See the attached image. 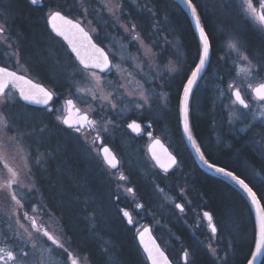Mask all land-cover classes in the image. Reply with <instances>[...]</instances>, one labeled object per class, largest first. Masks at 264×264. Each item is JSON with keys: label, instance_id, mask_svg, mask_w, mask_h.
<instances>
[{"label": "trees", "instance_id": "16d2710c", "mask_svg": "<svg viewBox=\"0 0 264 264\" xmlns=\"http://www.w3.org/2000/svg\"><path fill=\"white\" fill-rule=\"evenodd\" d=\"M63 2L73 4V0H47L43 7L34 8L26 0H6L11 6L8 20L15 24V37L19 39L26 61L35 63L37 77L47 80L61 97L66 93L62 90L66 83L65 74L58 65L64 64L66 59L55 56L56 50L48 43V34L38 21L46 20L48 9L52 7L61 10ZM194 2L202 6V20L215 45L211 63L202 76L207 78L210 87L200 89L202 78L191 99L194 137L198 143L202 142L211 161L247 174L259 187L264 183V152L259 143H253V138L264 143V126H252L245 133L230 130L223 110L215 103L214 85L223 83L233 73L229 60L225 56V60L219 59L224 55L225 37L238 34L241 46L256 63L254 58L264 54V33L234 12L224 0ZM138 4L142 10L138 12L131 6L126 7L129 15L123 14V19L136 24L147 43L151 45L155 41L153 49L158 56L166 55V59H171L181 71L160 80L167 97L164 107L148 110L144 116L135 119L152 123L154 134L176 153L180 166L165 178L157 170L159 177L154 179L155 183L134 171L126 174L129 186L135 190L136 200L146 211H154L152 187L157 185L178 196L184 205L183 217L173 209L161 215L170 229L166 236L170 247L165 245L152 219L144 218L141 224L152 226L159 243L175 264H184L180 256L185 251L189 252L192 264H214V257L204 245L207 234L201 219L202 212L209 211L218 229L214 244L217 256L228 254L229 264H245L252 242L253 213L250 214L249 205L238 189L197 166L178 130L177 97L185 74L190 73L197 59L198 36L187 12L176 0H139ZM96 40L105 48L101 40L97 37ZM163 44V53H159ZM64 54L68 57L67 52ZM258 73L264 82V71ZM35 143L44 157L37 171L40 204L58 218L70 249L79 251L88 264H148L136 239L139 225L135 218V225H128L122 215L121 207H130L121 200L115 201L116 183L102 163L85 154L76 135L66 134L54 126ZM164 179L168 180L166 184ZM134 214L139 216L138 212Z\"/></svg>", "mask_w": 264, "mask_h": 264}, {"label": "snow or ice", "instance_id": "6c2138e0", "mask_svg": "<svg viewBox=\"0 0 264 264\" xmlns=\"http://www.w3.org/2000/svg\"><path fill=\"white\" fill-rule=\"evenodd\" d=\"M31 5H37L40 0H29ZM188 10L192 21L195 25V31L198 35L197 59L190 73H186L183 82L180 85L177 99L178 104V130L182 132V138L186 139L188 144L194 150L195 157L203 164L210 172L216 173L229 180L243 193L246 203L249 205L250 214L254 212L252 223L251 244L247 255L245 256V264H264V183L258 187L253 183L247 174H240L236 169L229 168L227 165L219 166L216 162L211 161L206 155V149L202 148V142L198 143L194 137L191 124V99L194 95V90L198 86L199 81L203 78L202 74L206 71L207 66L211 63V55L215 46L211 38L210 32L207 29L205 22L202 20V6L194 2V0H181ZM260 3V11L257 13L253 0H241L240 9L245 14L250 15V19L257 22L261 32H264V2L257 0ZM122 3L117 5L116 9L108 8L109 13L116 15L117 10L122 11ZM86 11V10H85ZM11 14V6L6 3V0H0V44H5L10 51L5 55L10 56L15 60L16 65L20 66L21 71L12 70L8 66H0V194H2L8 203V212L5 214L9 222V228L12 229V235L8 239L24 240L23 248L15 249L6 246H0V264H31L30 252L28 250V241H35L39 236H43L51 244L62 250L63 264H80L84 259L79 255V251H73L62 242L57 236L52 235L47 228H41L37 225L34 217H30L28 211H21L26 207L25 193L32 195L38 189L36 182L32 179L34 172L33 166H39L42 162L39 157H32L25 150L24 142L35 135L36 129L22 130L18 125H13L9 121V117L4 114V109L8 107L11 90L18 93L19 100L30 105H39L44 108L47 113L57 111L52 106V102L58 98L57 93L49 90L40 82H34L29 75L23 74L24 71H29L30 68H25L20 60L21 49L16 47V42L13 41L11 35V25L8 23L9 15ZM227 21H225L226 23ZM47 24L56 37L62 38L66 42L68 58L72 71L69 73L71 80L69 88L75 89L73 95L76 99L91 100L96 107L89 109V112H81L75 107L73 99H67L64 104L69 112L75 114V119L71 116L61 118L60 115H54L53 119L71 129L74 133L80 135L82 143L88 146L89 150L95 145H99V152L96 154L102 157V161L108 168L117 169V157L112 150L103 143V133L108 131V126L116 127L114 120L109 116V113H118L122 104L127 103L134 106L135 109L143 111L151 110L154 105L153 93L148 90L138 91L139 95H134L128 92L123 83L113 85V81L109 76L113 73L118 74L120 65L114 64L110 59V55H114L105 50L97 42L93 41L92 36L85 31L81 26L80 21L69 19L61 11H51L47 15ZM137 29L136 24H130V27H125L124 32L131 35ZM159 31V29H157ZM132 41H141L142 37L137 34L131 36ZM226 47L230 52L235 53L236 57L244 62L243 67L237 68V73L243 72L245 77H251L254 73L264 71V54L255 57L256 63H253V58L247 54V49L241 46L239 35H227L225 37ZM165 43L168 41L165 39ZM223 43V42H221ZM152 47H156L155 41L151 42ZM264 51V50H262ZM151 53V48L143 54L147 56ZM155 58V57H153ZM122 59H124L122 57ZM131 59V57H128ZM220 60H225L224 56L219 57ZM166 71L169 75H178L181 69L178 65L167 66ZM150 73L154 79H164V76L150 68ZM78 78V79H77ZM152 83V82H148ZM78 84L84 87H77ZM162 88L163 85H160ZM251 90L252 97L255 101L264 102V82L258 83L256 87L248 85ZM107 89H111L110 91ZM228 89L233 100V104H238L242 109H249L250 105L242 95L241 89L236 87L234 83H229ZM155 99L160 100L161 104L167 103V97L162 94L156 95ZM90 112L95 113L97 118H93ZM235 113L228 117V123H233ZM259 117L264 120V111L259 113ZM253 120L257 119L255 115ZM133 131H139L141 125L135 121L127 125ZM144 127H151V123L145 124ZM46 128L38 129L39 132H44ZM241 132L246 131L244 128L239 129ZM86 131L94 133V138L89 143L88 138L84 135ZM149 132L148 136L151 137ZM264 139V138H262ZM253 143L260 144V150L264 152V143L255 140ZM159 146L163 155L158 154L156 149ZM152 160L165 173L179 168L180 161L177 155L169 152L167 148L161 144L160 140H155L149 147ZM23 161V163H20ZM31 161V164H30ZM117 181H126L127 177L121 174L115 178ZM27 182V183H26ZM158 188L161 193L163 188ZM117 189H121V185L117 183ZM132 187L127 188L128 193H134ZM115 201H119L117 195ZM39 203V202H38ZM33 213L38 211L37 205H29ZM175 208L181 212L184 211V205L175 204ZM39 211L43 215L51 216L52 213L39 204ZM30 221V227L37 233V237L24 228L21 224L20 228L24 229L21 232L13 227L18 224L21 219ZM122 215L127 219L129 225H135L130 214L123 211ZM203 217L211 225V232L216 234L218 229L214 223L213 215L209 211L203 212ZM139 243L143 248L144 254L149 264H173V261L160 249L155 239L150 235V229L137 228ZM25 234L27 238L25 239ZM60 236L65 233L61 231ZM147 237V239H146ZM37 244L33 242L32 248H36ZM189 252L185 251L182 256L184 264H192L189 259ZM214 264H229L228 254L224 257H218L216 252H212Z\"/></svg>", "mask_w": 264, "mask_h": 264}, {"label": "rangeland", "instance_id": "374dc122", "mask_svg": "<svg viewBox=\"0 0 264 264\" xmlns=\"http://www.w3.org/2000/svg\"><path fill=\"white\" fill-rule=\"evenodd\" d=\"M74 6L76 9H78L80 13V20L84 23H86L89 27V29L95 34V36L102 41V43L105 45L106 51L109 53H112L114 55H110V58L114 64L120 65V71L118 74L113 73L109 76V79L113 81V85L123 83L125 85V88L128 92H132L134 95H139L138 91L134 90H148L149 92L153 93V99H154V105L152 107L157 108H163L165 104H161L160 100L155 99L156 95L162 94L166 97L165 92H163V87L161 88L160 85H162V81H160V78L154 79L153 76L150 73V68L154 69L157 73H160L165 77L169 75L166 71L167 66L171 63L174 65V62L166 59V55L159 57L158 53L154 51L153 47L147 43L145 40L141 41H132L131 36H135L137 34L140 35V33L137 31L132 32L131 35L124 32L125 27H130V24H134L131 20L123 19V14L129 15V12L126 10V7L131 6L133 9H136L138 12H140L142 9L139 7V0H73ZM208 2L216 1V0H207ZM229 6H231L232 10L236 12L237 14H241V16L248 19L254 26L258 27L257 22L250 19L251 13L248 15H245L241 9L240 4L241 0H224ZM264 2V0H262ZM122 3L123 8L122 11L117 10L116 15L113 16L111 13H109L108 8L116 9L117 5ZM253 4L256 7L257 13L260 11V3H257V0H253ZM86 10V11H85ZM51 12L50 10L48 11ZM264 33V32H263ZM141 36V35H140ZM227 41L225 44H223V50L224 55L229 62L231 63V66L233 68V73L231 76H229L227 79L224 80L223 83L219 85H214L215 87V103L220 106V110H223L225 114V123L227 127L232 131H238L241 132L239 129L244 128L246 131L241 132L245 133L247 132L252 126L261 125L264 126V120H262L259 117V113L264 111V102H258L255 101L252 97L251 90L248 88V85L251 84V86L254 88L257 86L258 83L263 82L262 77H260L259 73H254L251 77H245L243 72L237 73L238 67H243L244 62L240 61L235 53L230 52L226 47ZM163 45H161V52L163 53ZM53 48L56 50L55 56L63 57L64 59V67L61 66L60 63L58 65L59 70L64 69L65 77V83L66 86V98H71L74 100L76 106L83 110L84 112H89L90 107L95 108L96 105L91 100L86 99H76V96L73 95L75 89L69 88V82L71 80V77L69 76V73L72 71V68L70 66V62L68 61L69 58L64 54V50L61 47V45L55 41H53ZM151 48V53H148L147 56H145L143 53L147 52V49ZM10 50L7 49L6 51L9 52ZM165 54V53H164ZM54 56V57H55ZM122 57L124 59H122ZM128 57H131V59H128ZM155 57V58H153ZM21 58V57H19ZM55 59V58H54ZM5 60L9 64H14L15 60L11 58L10 56L5 55ZM57 61V59H56ZM66 61V62H65ZM61 70V73H62ZM213 74V73H212ZM214 78V77H213ZM78 79V78H77ZM209 79V78H208ZM163 80V79H162ZM207 78H203L199 84L200 89L205 90L208 89L210 86L207 82ZM152 82V83H148ZM229 83H234L236 87L241 89L242 95L244 96L245 100L249 103L250 108L245 110L239 107L237 104H233L232 97L230 95V91L228 89ZM213 84V82H212ZM77 87H84L82 84H78ZM111 90V89H107ZM16 97L11 93L9 97L8 107L4 109V114L9 117V121L13 125H18L22 130H31L30 123L27 122V119H30L28 116L26 121L23 120L22 115V108L17 110V108H10L14 106ZM65 99L58 101L56 105L57 111L54 112V115H60L61 118H63L66 114V105L64 104ZM148 111V109L143 110L142 112L135 109L134 106L124 103L121 105L120 110L118 113H109V116L114 120L116 127H112L111 125L108 126V131L106 133H103V139H105L107 142L112 143L113 147L117 149V152L119 153L120 157V167L112 171L110 170L102 161V157L98 156L96 153L99 152L98 145L93 146L91 150H89L88 146L82 143L81 137L76 136L79 140V143L84 147V152L88 157H91L98 160L100 163L104 165V168L108 173H110V177L114 180L115 184V194L116 196L119 195L122 202H124L128 207L131 209V213H133L134 218L139 226L143 225L142 220L144 218H150L154 222V227H157L159 231V235L162 237V239L165 240V245L170 247V243L167 240L168 237L167 234H169V227L166 225L167 223L163 221V217L161 215L167 214L169 210H175L177 215L184 216V211L181 212L179 209L175 208V204L179 203L182 204L181 201H176V196H174L169 190L166 188L164 189V192L161 193L158 191V188H162L159 185L155 186V188L152 187L153 192V199H154V205L153 210L144 209L143 205L139 203L136 200L134 193H128L127 188L129 186V176L126 174L128 171H134L137 172L140 176H144L149 179H155L156 177H159V173L157 171V168L149 158L147 154V145L148 142L145 144H139V147H137L136 143L137 141H133L132 139L128 138L125 131V124L127 123V120H130L131 118H141L145 115V113ZM235 113V116L233 118V123H228V117ZM90 115L93 116V118H97L95 113L90 112ZM255 115L257 119L253 120L252 117ZM25 117V118H26ZM39 123V121H38ZM257 134V133H256ZM84 135L88 138L89 143H91L92 139L94 138V133L92 132H85ZM36 137V136H35ZM32 136L31 139H28L24 142L25 144V150L30 153V150L32 152L36 151L37 157L43 161L44 157L41 155L38 145L33 139ZM218 137L215 139L216 142H218ZM131 144V145H130ZM37 145V147L35 146ZM136 145V147L134 146ZM134 146V147H132ZM20 163H23V161H20ZM31 164V161H30ZM40 167V165L38 166ZM160 172V171H159ZM123 174L127 177L126 181H117L115 178ZM165 175H162L163 178H165ZM257 174H255V179L257 180ZM165 184L168 182L167 179H164ZM117 183L121 185V189H117ZM155 183V180H154ZM133 188V187H132ZM38 211H37V225L41 228H47L48 231L52 234L57 236L59 240L62 242L67 241L66 236H60L59 233L61 231L64 232V230L61 227L60 221L56 216L53 214L51 216L43 215L39 211V204H40V196L38 195ZM8 212V210H7ZM135 212H138V217H135ZM254 216V213H253ZM163 218V219H162ZM201 219L205 222L204 227L207 236L205 237L204 245L209 249V251L212 253L213 251L216 252V247L214 244L216 243L217 239V233L213 234L211 232V228L209 226V223L206 222V220L203 217ZM141 224V225H140ZM35 236V235H34ZM37 237V233L36 236ZM27 236H25V239ZM29 242V241H28ZM35 243L37 244L36 252L33 251V253L30 252V260L31 261H37L36 264H61L63 262V255L62 250L53 246L50 241H47L45 237L39 236L38 239H36ZM65 246H68V241L65 244ZM69 247V246H68ZM184 253V252H183ZM183 253L181 254V260ZM217 254V252H216ZM190 259V255H189ZM183 261V260H182ZM184 263V262H183ZM80 264H88V262L85 260V258L80 261Z\"/></svg>", "mask_w": 264, "mask_h": 264}, {"label": "flooded vegetation", "instance_id": "af4514ba", "mask_svg": "<svg viewBox=\"0 0 264 264\" xmlns=\"http://www.w3.org/2000/svg\"><path fill=\"white\" fill-rule=\"evenodd\" d=\"M29 4V0H26ZM47 1V0H46ZM45 0H40V3L37 4V5H31V7H34V8H37V7H43L44 6V3L46 2ZM51 1H55V0H50ZM62 9L59 10L57 7H52L51 9H48L50 11H61L62 14L66 15L67 17L73 19V20H76V21H80L81 22V25L87 30L89 31V33L91 34V36L93 37L94 41L97 42L96 40V36L95 34H93V32L89 29L88 25L84 22H82L79 18H80V13L78 11V9H76V7L74 6V1H73V4L69 5L68 2H63L61 4ZM47 15H48V12H47ZM46 15V16H47ZM8 23L11 25V35H12V38H13V41L16 42V47L20 48L21 51H20V60H21V63L22 65H24L25 68H30V72L29 71H24L23 74L25 75H29L31 79H33L34 82H40L42 83L45 87H47L49 90L51 91H54L55 93H57V96L58 98L55 99L53 102H52V106L54 108H56V106H54V103L56 101V103L58 101H61L63 99H68L65 97V95L62 97L59 95V92H56L55 89L50 86L47 82V80H43V79H40L39 77H37V70L35 69V63H32L31 61H26L25 59V56L23 51H22V48L19 44V39L17 37H15V31L13 30L14 28V22L8 20ZM38 24L46 31V33L48 34V37H49V40H48V43H52L53 44V41H56L57 43H59L61 45V47L63 48L64 52H67L66 51V48H67V45L63 42V40L59 37H56L52 31L50 30L49 28V25L47 24V17H46V20H43V21H38ZM98 43V42H97ZM99 44V43H98ZM51 45V44H50ZM5 51H6V45L5 44H0V66H8L10 69L12 70H17L18 72L21 71V68L20 66L16 65V63L14 64H9L8 62H6L5 60ZM53 52V49L51 50V54ZM68 53V52H67ZM61 66L64 67V65L62 64ZM47 70V69H46ZM45 70V71H46ZM47 72V71H46ZM63 72H64V69H63ZM67 85V84H66ZM62 90L63 91H66V86L64 85L62 87ZM11 93L16 97L15 99V102H14V106L10 107V108H17V110L21 109L23 114L22 116L23 117V120L26 121L28 116L30 119H27V120H30V126L32 129H36V133L35 135L33 136L35 139V141L37 142L38 138H40L45 132H48L49 130H51L54 126H56L57 128H60L64 133L66 134H74L76 136H80L76 133H74L71 129H68L66 126L56 122L54 119H53V114L54 113H47L43 107L39 108V107H34V106H31V105H28V104H25L23 103L21 100H19V97H18V93L15 91V90H11ZM59 99V100H58ZM55 103V105H56ZM80 109V108H79ZM81 112H84L83 110H81ZM26 117V118H25ZM133 120H136L137 122H139L141 124V131L138 133V134H133L129 128L127 127V125L133 121ZM39 121V123H38ZM150 121H144L142 119H133L131 118L130 120H127V123L125 124V131L127 133V135L129 136L128 138H130V140L132 139L133 141H137L136 144H145L146 142H148V145L151 143L152 140H154L155 138H160L159 136H156L153 132V128H152V123H151V127H144L145 124H148ZM40 128H46V130L44 132H39L38 129ZM86 132H89V131H86ZM151 132L152 135L151 137L148 136V133ZM95 135V134H94ZM36 136V137H35ZM31 139V138H30ZM163 142L164 140L162 138H160ZM103 143L108 146L114 153L115 155L117 156L118 160H119V165L117 167V169L120 167V157H119V153L117 152V149L113 147V144L112 143H109L107 142L105 139H103ZM165 143V142H164ZM166 144V143H165ZM131 145V144H130ZM148 145H147V154H148ZM168 146V144H166ZM136 146V145H134ZM132 146V147H134ZM99 147V145H98ZM137 147H139V145H137ZM168 148L170 149V151L176 155V153L168 146ZM30 154L32 157H37V154H36V151L32 152L30 150ZM192 155V153H191ZM149 156V155H148ZM193 156V155H192ZM150 158V157H149ZM194 158V156H193ZM152 161V160H151ZM195 161V159H194ZM154 164V163H153ZM33 166V172H34V175L32 177L33 180H35L36 182V188L38 189V180H37V171H38V167L35 166V165H32ZM107 166V165H106ZM198 166V165H197ZM156 167V166H155ZM199 167V166H198ZM157 168V167H156ZM200 168V167H199ZM110 169V168H109ZM115 169V170H117ZM201 169V168H200ZM112 170V169H110ZM115 170H112V171H115ZM157 170H159L163 175L165 174H169L170 172H173V170H171L170 172L168 173H165L164 171H161L160 169L157 168ZM227 182V181H226ZM27 183V182H26ZM230 184V183H229ZM233 186V185H232ZM234 187V186H233ZM38 195H39V190L36 191L34 194L32 195H29L27 193H25V202H26V207L21 210V211H28L29 213V216L30 217H34V219L36 220V223H37V212L36 213H33L31 210H30V207L29 205H37L38 207ZM243 195V194H242ZM176 201H180L178 196H176ZM122 209H126L130 212L131 216H132V220L134 221V215L133 213H131V209L129 208H125L124 206L121 207V210ZM7 210H8V203H7V200L5 199V197L0 194V246H6V247H11V248H15V249H19V248H23L25 246V241L24 240H17V239H8L7 237L11 236L12 235V229L9 228V222L7 220V217H6V213H7ZM204 212V211H203ZM202 212V214H203ZM205 219V218H204ZM207 222V221H206ZM23 225L24 228L28 229L29 232H31L33 234V237L36 236V232L30 227V221L28 220H24L22 215H21V219L19 220V223L18 224H14L13 227L19 229L21 232H23L24 229H21L20 228V225ZM144 226V223L142 224ZM132 226V225H130ZM142 226H139L137 228H141ZM137 228H136V232H137ZM137 234V233H136ZM35 235V236H34ZM25 236H27V234H25ZM36 241V240H35ZM35 241H29L28 242V250L29 252L33 253L36 252V249H37V246L36 248H32L31 247V244ZM69 246V245H68ZM67 246V247H68ZM70 248V246H69ZM31 264H36L37 261H31ZM184 262V261H183ZM61 264H63V262H61Z\"/></svg>", "mask_w": 264, "mask_h": 264}, {"label": "water", "instance_id": "95a60500", "mask_svg": "<svg viewBox=\"0 0 264 264\" xmlns=\"http://www.w3.org/2000/svg\"><path fill=\"white\" fill-rule=\"evenodd\" d=\"M178 3H180V5L185 9V11L187 12V14H188V16H189V18H190V20H191V23H192V25H193V28H194V30H195V25H194V22L192 21V19H191V16H190V14H189V12H188V10L186 9V7H185V5L183 4V3H181V0H176ZM69 18V17H68ZM69 19H71V18H69ZM82 26V25H81ZM83 27V26H82ZM49 28H50V26H49ZM85 29V28H84ZM50 30H51V28H50ZM85 31H87L86 29H85ZM88 33H89V31H87ZM196 32V31H195ZM53 33V32H52ZM54 34V33H53ZM90 34V33H89ZM197 34V33H196ZM91 35V34H90ZM198 36V35H197ZM93 38V37H92ZM62 39V38H61ZM93 41H94V39H93ZM64 42V41H63ZM95 42V41H94ZM65 44H66V42H64ZM205 73V72H204ZM204 73L202 74V76L204 75ZM256 87V86H255ZM68 99H71V98H68ZM67 100V99H66ZM23 102V101H22ZM23 103H25V104H27L26 102H23ZM75 103V102H74ZM28 105H30V104H28ZM238 105V104H237ZM31 106H34V107H39V108H41L42 106H39V105H31ZM239 106V105H238ZM75 107L76 108H78L77 106H76V104H75ZM240 107V106H239ZM79 109V108H78ZM81 110V109H80ZM65 116H71L72 117V119H75V114L73 113V112H69L68 110H67V106H66V114H65ZM64 116V117H65ZM63 117V118H64ZM133 122V121H132ZM131 122V123H132ZM135 122H137V121H135ZM137 123H139V122H137ZM140 124V123H139ZM141 125V124H140ZM133 134H138L140 131H141V129L137 132V131H133L132 129H129ZM160 140L161 141V144L164 146V148H167V150L169 151V152H171L170 151V149L168 148V146L160 139V138H155L154 140H152L151 141V143L148 145V155H149V157H150V159L152 160V157H151V153L149 152V147L154 143V141L155 140ZM185 140V143H186V145H187V147H188V149L190 150V152L192 153V155L194 156V159H195V162H196V164L203 170V171H205V172H207V173H210V174H213V175H216V176H218L216 173H214V172H210L203 164H201L200 163V161L198 160V159H196V157H195V153H194V150L192 149V147H191V145L190 144H188V142H187V140L186 139H184ZM156 151H157V153L158 154H161V156L163 155V153H162V150H161V148L159 147V146H157V149H156ZM113 152V151H112ZM114 153V152H113ZM115 154V153H114ZM117 157V156H116ZM117 164L119 165V160H118V158H117ZM152 162L154 163V165L158 168V169H160L156 164H155V161L154 160H152ZM111 169V168H110ZM112 170H115V169H112ZM161 171H163L162 169H160ZM218 177H220V178H222V179H224L225 181H227L228 183H230L231 185H233L235 188H236V186L234 185V184H232L229 180H227V179H225V178H223V177H221V176H218ZM236 189H238V188H236ZM239 190V189H238ZM240 191V190H239ZM242 193V192H241ZM243 194V193H242ZM123 211H127L129 214H130V212L128 211V210H125V209H122V212ZM254 213V212H253ZM130 216H131V214H130ZM131 218H132V216H131ZM125 220H126V222H127V219L126 218H124ZM206 220V219H205ZM207 221V220H206ZM128 224V223H127ZM129 225V224H128ZM209 226H210V228H211V225L209 224ZM144 228H149L150 229V235L155 239V241H156V243L159 245V247H160V249L161 250H163L164 251V253L169 257V255L167 254V252L162 248V246H161V244L159 243V241H158V239L156 238V236L154 235V232H153V229H152V226L151 225H149V224H147V225H145L143 228H141V230L142 229H144ZM136 239H137V243H138V246H139V248L141 249V251L143 252V248H142V246L140 245V243H139V239H138V233H137V236H136ZM146 239H147V237H146ZM143 254H144V252H143ZM144 256H145V258H146V254H144ZM169 259L171 260V258L169 257ZM147 260V259H146ZM147 263L149 264V262L147 261ZM173 264H175L174 262H173Z\"/></svg>", "mask_w": 264, "mask_h": 264}, {"label": "bare ground", "instance_id": "6f19581e", "mask_svg": "<svg viewBox=\"0 0 264 264\" xmlns=\"http://www.w3.org/2000/svg\"><path fill=\"white\" fill-rule=\"evenodd\" d=\"M133 121H136V120H133ZM131 122H132V121H131ZM131 122H130V123H131Z\"/></svg>", "mask_w": 264, "mask_h": 264}]
</instances>
